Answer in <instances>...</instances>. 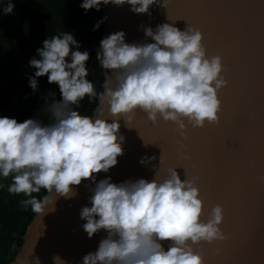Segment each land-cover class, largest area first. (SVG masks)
Returning <instances> with one entry per match:
<instances>
[{"label":"clouds","instance_id":"clouds-1","mask_svg":"<svg viewBox=\"0 0 264 264\" xmlns=\"http://www.w3.org/2000/svg\"><path fill=\"white\" fill-rule=\"evenodd\" d=\"M168 2L83 0L80 7L87 12L99 11L101 4H127L132 13L150 16L152 5L166 8ZM13 9L10 0L0 11L9 15ZM173 25H157L155 31L141 25L153 43H126L123 31L102 39L96 58L111 75L105 72L100 93L87 79L89 53L78 50L73 34L63 32L46 39L37 49L40 59L30 60L36 71L29 86L35 91L38 78L44 76L49 84L58 85L62 100L56 101L55 94L49 93L52 102L46 98L43 106L53 123L45 125L37 119L19 123L0 117V178L11 176L7 190L26 197L20 201L23 209L31 207L43 218L56 212L60 198L67 201L78 196L74 186L83 181L95 184L94 188L85 185L92 195L91 207L80 210V218L86 221L82 228L89 239L101 231L106 238L97 251L82 258V264H205L196 249L227 239L221 230L223 207L218 204L205 216L195 180L182 181L176 169H169L163 180L153 169L151 182L141 178L116 184L110 177L97 182V174L108 173L124 155L120 121L128 124L137 111L145 113L153 125L161 120L176 125L183 139L189 126L203 129L220 124L219 94L228 86L222 58L208 56L199 29L188 26L181 31ZM85 97L90 102L99 100L92 117L74 110ZM184 158L190 157L185 153ZM155 159L144 157L139 163L146 165ZM42 189L47 195L39 199L33 195ZM162 242H167V250ZM52 260L66 264L59 255Z\"/></svg>","mask_w":264,"mask_h":264},{"label":"water","instance_id":"water-1","mask_svg":"<svg viewBox=\"0 0 264 264\" xmlns=\"http://www.w3.org/2000/svg\"><path fill=\"white\" fill-rule=\"evenodd\" d=\"M130 7L101 4L102 20L108 17L102 23L103 39L123 31L126 43H153L141 25L154 31L165 23L181 31L197 28L208 56H221L228 86L219 94L220 124L189 126L186 139L176 125L162 120L153 125L141 111L128 124L121 120L124 155L108 173L97 174V182L108 177L116 184L141 178L151 182L153 169L160 180L176 169L182 181L195 180L205 216L218 204L224 209L221 230L227 239L196 249L205 264H264V0H169L166 8L152 5L150 16L134 14ZM106 71L111 75L103 69L104 76ZM153 156L150 163H139ZM85 185L95 187L83 181L74 186L76 198L57 201L55 213L35 214L10 264H36L37 259L53 264L55 255L66 264H82L86 254L97 251L106 233L89 239L82 228L86 221L80 210L91 207L92 195ZM162 243L167 250V242Z\"/></svg>","mask_w":264,"mask_h":264},{"label":"trees","instance_id":"trees-1","mask_svg":"<svg viewBox=\"0 0 264 264\" xmlns=\"http://www.w3.org/2000/svg\"><path fill=\"white\" fill-rule=\"evenodd\" d=\"M13 13L4 15L0 11V80L6 89L0 95V117L16 119L23 123L27 119H37L45 125L53 123L51 115L43 111L46 103L52 102L49 93L55 94V100L61 101L62 96L57 84H49L47 76L38 78L35 91L29 86V78L35 74L30 66L32 58L40 59L37 49L43 47L46 39L61 35L63 32L73 34L80 45L81 52L89 53L86 69L88 80L93 82L97 93L103 91L105 76L100 63L97 61V51L103 39V25L93 30L102 20L100 10H87L80 7L83 0H14ZM0 3V10L6 6ZM15 10V11H14ZM17 17V18H16ZM18 19V20H17ZM17 22L20 26H17ZM18 38V40H17ZM73 50H77L73 48ZM23 53L27 62H23ZM68 62H71L70 60ZM21 75V81L18 77ZM23 88L20 94L18 91ZM15 96V97H14ZM20 106L12 108L16 100ZM98 105V98L91 102L87 97L80 102L78 108L81 115L92 117ZM12 183L11 176L0 178V264H10L16 257L19 247L23 244V236L36 213L21 207L20 201L26 199L22 194H10L7 190ZM45 190L33 194L38 199L46 195Z\"/></svg>","mask_w":264,"mask_h":264},{"label":"built area","instance_id":"built-area-1","mask_svg":"<svg viewBox=\"0 0 264 264\" xmlns=\"http://www.w3.org/2000/svg\"><path fill=\"white\" fill-rule=\"evenodd\" d=\"M14 0H12V3L14 4V2H13ZM4 2H6V4H8L9 2H10V0H0V3H4ZM15 11V10H14ZM17 18V17H16ZM18 20V19H17ZM17 26L19 27L20 26V24L17 22ZM17 40H18V38H17ZM21 79H22V77H21V75L18 77V80L19 81H21ZM21 91H24V89L23 88H21L19 91H18V93L20 94V92ZM20 106V104H19V102L17 101V99L16 100H14L13 102H12V105H11V107L14 109V108H18Z\"/></svg>","mask_w":264,"mask_h":264},{"label":"rangeland","instance_id":"rangeland-1","mask_svg":"<svg viewBox=\"0 0 264 264\" xmlns=\"http://www.w3.org/2000/svg\"><path fill=\"white\" fill-rule=\"evenodd\" d=\"M22 59H23V62L28 63V62H27V55H25L24 53H23V55H22ZM5 89H6V86H4L3 81L0 80V95L5 94V93H4ZM14 97H15V96H14Z\"/></svg>","mask_w":264,"mask_h":264},{"label":"crops","instance_id":"crops-1","mask_svg":"<svg viewBox=\"0 0 264 264\" xmlns=\"http://www.w3.org/2000/svg\"><path fill=\"white\" fill-rule=\"evenodd\" d=\"M3 34H4L3 31L0 29V37H3L4 36Z\"/></svg>","mask_w":264,"mask_h":264}]
</instances>
